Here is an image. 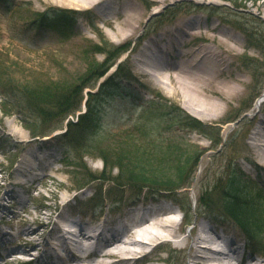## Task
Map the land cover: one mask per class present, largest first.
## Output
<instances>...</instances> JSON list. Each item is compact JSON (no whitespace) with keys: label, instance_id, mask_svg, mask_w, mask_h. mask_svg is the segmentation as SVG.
<instances>
[{"label":"rangeland","instance_id":"obj_1","mask_svg":"<svg viewBox=\"0 0 264 264\" xmlns=\"http://www.w3.org/2000/svg\"><path fill=\"white\" fill-rule=\"evenodd\" d=\"M106 3L112 8L79 10L42 0H0V221L5 218L4 225L0 224V235L17 233L29 225L34 228L38 225L34 222L36 215L48 213L46 221L51 224L45 229L39 226L43 229L35 242L44 245L58 237L59 233L52 231L57 226L73 232L98 228L103 234L99 240L90 242L100 246L115 229L122 225L132 227L131 216L154 209L159 214L175 212L169 217L177 222L176 235L188 237L190 243L181 248L178 241L174 243L168 238L165 244L146 246L153 260L151 264H194L193 238L200 223L218 230L226 241H234V246L244 249L246 256L264 255V250L258 248L264 237L254 239L257 246L247 244L242 228L226 215L223 203L232 182L241 185L245 182L243 188L250 186V192L264 201V159H261L264 147L251 139L256 128L264 130L260 123L264 100L257 104L264 92V0H106ZM50 8L76 10L69 13L72 20L69 27L63 28L65 31L54 23L34 26L36 14ZM139 13L142 17L135 23L136 30L123 25L125 15ZM116 19L122 22V28L110 25L109 21ZM199 48L210 49L217 56L200 58L191 66L192 72L215 82L214 90L206 95L220 103L223 110L210 109L203 100L194 104L184 93L182 83L171 84L167 79L166 69L178 72L180 64L189 69L185 53ZM222 51L226 59L219 56ZM157 64L161 69L156 68ZM108 78L136 91L141 102L147 103L151 94L159 91L212 128L206 126V132L203 128L183 131L176 126L165 131L166 139L173 135L183 137L200 156L189 194L172 198L166 191L151 195L147 187L137 193L122 187L114 188L109 195L107 189L113 187L112 183L103 187L104 193L100 192L103 181L98 175L105 169L100 158L86 156L81 165L84 170L63 165L65 152L70 151L67 143L71 136L56 135L68 128L74 133L78 128L67 125V121L61 125L65 118L62 109L66 106L61 107L59 101L66 87L74 86L75 93L81 94L79 91L89 86L83 91L81 116L86 110L85 102L88 108L90 102L97 103L106 108L108 114L102 124L110 133L117 135L133 129L129 121L121 122L131 99L90 97L86 101L90 96L87 92L96 80L104 82ZM228 87L235 90L230 95L225 94ZM43 91L46 96L34 106L36 99L33 96L29 99L30 93L43 95ZM39 110L43 112L41 116L37 115ZM23 118L31 119L40 137L31 138L22 124ZM59 125L62 127L53 132ZM13 130L22 136L11 133ZM43 135L47 137L42 138ZM220 139L225 144L221 150ZM27 178L31 181L25 182ZM101 196L105 201L99 207ZM192 203L198 208L193 225L181 224V209ZM7 240L5 237L4 244ZM218 244L217 248L232 253L222 241ZM3 251L0 247V252ZM25 261L17 259L14 264Z\"/></svg>","mask_w":264,"mask_h":264},{"label":"trees","instance_id":"obj_2","mask_svg":"<svg viewBox=\"0 0 264 264\" xmlns=\"http://www.w3.org/2000/svg\"><path fill=\"white\" fill-rule=\"evenodd\" d=\"M67 12L64 10L53 14L57 23H61L59 26L61 30L64 27H69L72 20L69 18L70 12ZM73 87H66L63 91L65 95L59 101L61 107L66 106L62 109L65 118L61 121V125L81 105L82 90L79 91L81 94H76ZM114 87L112 81L104 83L100 93L95 95L96 98L103 94H106L108 98L113 97L114 94L121 95L119 92H113ZM127 91L129 96H133L132 91ZM44 95V91L43 95L40 92H32L29 99L33 96L34 100L36 99L33 105L36 106L37 103L38 105L41 103L46 96ZM4 108L6 110V107ZM42 113L39 110L37 115L41 116ZM102 113H104L103 108L99 109L96 103L95 105L91 104L88 115L83 118L82 126L69 123L71 127L78 126V128L70 141L74 159L66 163L68 166L75 170L77 167L84 170L85 167L81 165H83L86 156L100 158L105 168L103 173L98 175V179L103 181L100 192L104 190L103 185L112 183L113 187H109V194L114 188L122 187H128L136 193L147 187L148 192L151 191V195L156 192L161 194L167 192V195L172 198L179 196L181 191L183 193L188 191L194 180L200 156L194 145L184 142L183 137L173 135L171 139H166L167 132L165 131L179 126L183 131L196 129L206 132L205 129L209 125L194 119L186 110L176 106L161 94L156 95L153 100L148 102L141 120L134 125L133 129H128L121 134L104 133L99 122ZM22 124L33 136H39L37 127L30 118H23ZM163 125H166L165 128ZM61 127L59 125L53 130ZM208 129L212 128L209 126ZM221 143L220 139L218 144ZM250 188V186L243 188L241 183L232 182L229 187L230 194L226 196L223 203L225 204V213L244 228L248 238L254 239L264 233V201L256 198L250 192ZM258 199L263 203L259 204ZM195 212L192 205L186 206L185 214L188 219L191 220L192 214ZM262 245L264 246V242Z\"/></svg>","mask_w":264,"mask_h":264},{"label":"bare ground","instance_id":"obj_3","mask_svg":"<svg viewBox=\"0 0 264 264\" xmlns=\"http://www.w3.org/2000/svg\"><path fill=\"white\" fill-rule=\"evenodd\" d=\"M48 3H55L57 5L85 10L91 8H104L111 9L112 6L106 3V0H42ZM119 11L115 10L114 12ZM123 25L130 28L131 31L136 30L135 23L138 22V19L142 16L139 14H133L124 16ZM119 19L109 21L111 26L121 27ZM182 34L186 31H180ZM187 36V35H186ZM161 51V50H160ZM223 59H226L222 54ZM187 57L186 64H189V69L185 68L181 64L179 65L178 72L168 70V77L171 84L182 83L184 93L188 96L191 102L197 104L201 100L205 101L209 107L222 109V105L218 102L212 101L207 98L206 93L214 90V81L208 80L202 75H197L192 72L191 66H194L195 62H198L200 58L203 57H212L216 59L215 53L212 50H207L199 48V51H189L185 53ZM156 64V63H155ZM156 68L161 69L159 65H156ZM235 90L233 87H228V90L225 91L226 95L232 94ZM264 97V94L262 95ZM259 103V102H257ZM185 108V107H184ZM258 108V107H257ZM199 118V117H198ZM202 119V118H199ZM260 123L264 124V117L262 114L260 116ZM264 128V125H263ZM225 134L228 130H225ZM11 133L16 135H21L17 131L13 130ZM255 140H258L259 145L264 147V130H257L254 133ZM261 159H264V153L262 154ZM19 179V178H18ZM25 180V179H24ZM31 181L30 178H27L25 182ZM7 186L10 187V184L7 183ZM169 212L159 214L154 209L146 210L144 213H139L131 216L132 227L127 225H122L121 228L115 229L114 233L110 237L104 238V243H101L100 246H93L90 242L91 240H99L100 236L103 234L98 228L90 229V231H84V229H79L76 231H70L71 229H66L67 236L70 240L62 235L54 237L56 245L53 248H48L44 250V247L40 246L41 244L37 241H34V238L37 235H41V229L47 228L51 222L46 221L48 219V213L37 214L35 218L36 227L31 228L27 227L26 229H21L17 233L12 234V242H21L20 245L15 247L8 246L5 249L6 257H2L3 264H12L16 262L17 259L22 258L24 260L34 258L36 261L33 264H146L147 262L152 263L151 256L148 254V251L145 250L146 246L161 245L168 242V238L177 237V222L169 217ZM152 214V215H151ZM42 226L43 228H40ZM76 226V225H75ZM201 226V233L196 238H193L195 242L194 248V264H264V255H250L246 256L244 249L241 250V247H235L234 241L229 239L226 241V238L221 236V233L214 228H210L207 225ZM39 227V228H38ZM77 228V226H76ZM53 233L60 231L63 233L62 229L59 226L55 227ZM57 231V232H56ZM66 239V240H65ZM83 245V243H85ZM89 241V242H87ZM222 241L224 246L229 250H232V253H225L223 250L217 248L218 243ZM190 243V239L185 237L178 241V246L181 248L186 247ZM71 246L74 248V252L77 255H70L69 249ZM38 251L37 255L35 251ZM43 249L44 252L41 250ZM1 256V255H0ZM45 258L49 259L48 262H45ZM37 261H39L37 263Z\"/></svg>","mask_w":264,"mask_h":264}]
</instances>
